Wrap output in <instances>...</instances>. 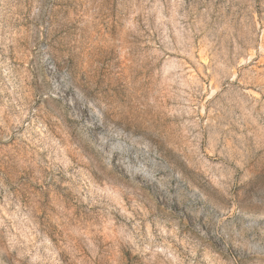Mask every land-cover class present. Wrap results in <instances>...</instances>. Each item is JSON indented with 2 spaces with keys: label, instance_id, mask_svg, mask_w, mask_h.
<instances>
[{
  "label": "rangeland",
  "instance_id": "374dc122",
  "mask_svg": "<svg viewBox=\"0 0 264 264\" xmlns=\"http://www.w3.org/2000/svg\"><path fill=\"white\" fill-rule=\"evenodd\" d=\"M0 264H264V0H0Z\"/></svg>",
  "mask_w": 264,
  "mask_h": 264
}]
</instances>
